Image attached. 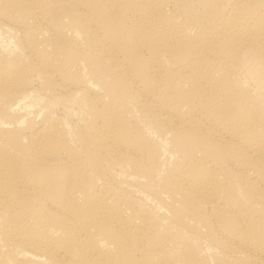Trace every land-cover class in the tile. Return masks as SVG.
<instances>
[{"label":"bare ground","instance_id":"1","mask_svg":"<svg viewBox=\"0 0 264 264\" xmlns=\"http://www.w3.org/2000/svg\"><path fill=\"white\" fill-rule=\"evenodd\" d=\"M0 264H264V0H0Z\"/></svg>","mask_w":264,"mask_h":264}]
</instances>
